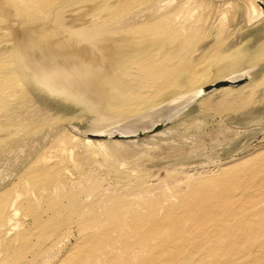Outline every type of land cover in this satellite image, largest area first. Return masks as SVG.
I'll list each match as a JSON object with an SVG mask.
<instances>
[{
    "label": "bare ground",
    "instance_id": "bare-ground-1",
    "mask_svg": "<svg viewBox=\"0 0 264 264\" xmlns=\"http://www.w3.org/2000/svg\"><path fill=\"white\" fill-rule=\"evenodd\" d=\"M263 12L264 0H0V129L14 121L13 116L4 115L15 106V91L26 94L28 88H42L87 112L102 116L107 112L106 118L115 122L87 128L86 133L93 134H113L122 121L166 102L181 100L187 105L208 85L253 75L246 90L250 96L225 86L217 92L226 99L213 107L229 112L246 109L252 95L264 90ZM205 105L212 107V101ZM58 119L45 113L40 121ZM77 134L64 132L57 138L53 147L58 154L53 157L60 159L52 161L45 153L20 176V187L16 185L27 198L20 201V189H12L13 196L0 193V234L16 233V240H2L0 259L19 264H36L41 259V264H52L48 245L55 246V238L63 230L71 233L74 225L78 243L59 264H196L194 254L179 245V240H188L185 235L171 237L167 246L164 240L155 242L158 234L151 224H156L161 212L155 202L141 200L136 208L135 201L102 194L99 183L94 188L68 189L65 182L69 183L70 171L62 163L75 160V149L81 147L87 159L105 166L140 141ZM8 139L0 138V148L9 146ZM118 158L124 166V158ZM254 197L249 194L245 199L256 207L247 213L257 218L247 219L250 226L228 225L240 211L232 207L209 217L211 230L200 228L204 235L220 233L230 241L224 246L219 240L208 250L215 258L225 257L216 260L219 264L262 263L264 209L258 210L257 204H264V195ZM109 202L113 203L107 206ZM43 210L50 214L48 219L43 218ZM21 211L33 219V230L20 228ZM32 236H37L36 242ZM28 253L33 254L31 259Z\"/></svg>",
    "mask_w": 264,
    "mask_h": 264
},
{
    "label": "rangeland",
    "instance_id": "rangeland-1",
    "mask_svg": "<svg viewBox=\"0 0 264 264\" xmlns=\"http://www.w3.org/2000/svg\"><path fill=\"white\" fill-rule=\"evenodd\" d=\"M247 36L245 35L246 38ZM207 42L212 43L210 39ZM7 43L9 44L8 41L5 44ZM250 72L252 74V70ZM252 79L253 75L244 83L228 88L232 92L246 91ZM216 92L217 89L203 96L171 125L164 127L163 129L170 128L167 133L154 135L156 132L134 138L140 140L135 144L137 147L130 145L126 147L128 150L123 153L124 155L117 153L118 159L124 158V166L119 164V160H115L116 157H112L114 160L111 159L110 163L101 166L87 159L83 149L78 147L75 149V160L65 159L62 163L70 171L68 180L71 183L64 181L68 189L78 188L76 185L94 188L99 183L102 194L106 196L115 194V197L135 201L136 208L140 207L139 201L149 199L156 203L158 211L161 209L160 214L156 215L160 219L155 221L156 224L154 222L151 224L158 234L155 242L164 240V245L167 246L171 237L185 235L188 240H179V245L183 246L187 253L194 254L196 264H219L216 260H224L225 257L215 258L208 250L219 240L224 246L230 241L224 239L220 233L216 237L204 235L200 228L211 230L213 224L208 221L209 217L216 218L220 212L229 211L232 207H238L240 211L228 225L234 222L236 225L250 226L247 219L257 220L256 217H248L250 211L253 212L256 207L251 203L246 204L245 199L249 194H253L254 199L264 195V90L252 95L253 102L250 107L233 112L213 108L218 105L219 100L226 99L219 94L220 92ZM14 94L15 106L4 115L13 116L14 121H8L0 129V138H9L10 141L8 147L0 148V193L10 192L13 196V190L19 192L20 189L19 193L22 194L20 201H23L22 199L28 195L24 193L25 191L22 192V187L18 188L16 185L20 183V176L45 153L49 157L52 156V161L60 159L57 155L56 158L53 157L56 152L53 146L59 136L61 137L64 132L77 134L78 131H87V128L95 130L103 127V123L106 126L115 121L106 118L107 112L102 116L97 112L84 111L79 105L63 102L42 88H28L26 94L18 90ZM245 95L250 96V92L246 91ZM209 100L212 101V107L206 108V101ZM45 113L52 115V118H59V121L41 122L40 118ZM98 159L103 162L102 156ZM76 160L77 164L74 163ZM18 186L20 187V184ZM44 201L45 199L42 202ZM111 203L113 202H109L107 206ZM257 207L258 210H262L264 204H257ZM42 212L43 218L48 219L50 214L44 210ZM262 218L264 220V215ZM17 219L23 230L30 231L34 226L33 219L24 216L22 211ZM71 227L72 234L67 235L68 229L63 230V234L55 238L56 245H48L47 250L53 260L52 264L56 261L58 264L62 263L69 251L77 245L79 234L74 225ZM36 238L37 236H32V241L36 242ZM2 240L4 242L16 240V233L14 230H8L0 234V250L3 249ZM48 242L43 245V249ZM55 254L57 255L54 257ZM259 255L262 261L259 264H264V251ZM27 256L31 259L33 254L28 253ZM238 257L243 258L244 254ZM41 263L40 259L36 264ZM0 264L19 263L5 262L4 258H1Z\"/></svg>",
    "mask_w": 264,
    "mask_h": 264
},
{
    "label": "water",
    "instance_id": "water-1",
    "mask_svg": "<svg viewBox=\"0 0 264 264\" xmlns=\"http://www.w3.org/2000/svg\"><path fill=\"white\" fill-rule=\"evenodd\" d=\"M247 78H242L238 80H221L212 85L204 87L197 95L195 99L189 101L187 105L186 102L181 100H174L164 103L163 105L153 109L149 113L132 119H127L122 121L116 131L113 134L101 133L93 134L91 132L86 133V131H78L82 135H88V137H99L104 139H134L147 136L152 133H156L162 130L164 127L171 125L176 121L186 110L192 107L199 99H201L206 94L212 92L215 89H219L225 86H237L244 83ZM132 127H129V126Z\"/></svg>",
    "mask_w": 264,
    "mask_h": 264
}]
</instances>
